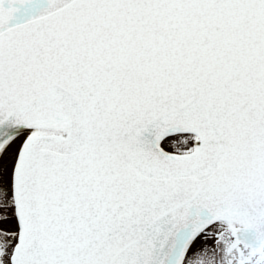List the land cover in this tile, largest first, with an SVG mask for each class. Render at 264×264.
<instances>
[{
	"label": "snow or ice",
	"instance_id": "6c2138e0",
	"mask_svg": "<svg viewBox=\"0 0 264 264\" xmlns=\"http://www.w3.org/2000/svg\"><path fill=\"white\" fill-rule=\"evenodd\" d=\"M0 264H264V0H0Z\"/></svg>",
	"mask_w": 264,
	"mask_h": 264
}]
</instances>
